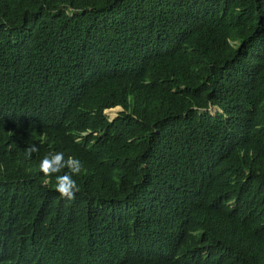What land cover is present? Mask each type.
I'll list each match as a JSON object with an SVG mask.
<instances>
[{
	"label": "trees",
	"instance_id": "obj_1",
	"mask_svg": "<svg viewBox=\"0 0 264 264\" xmlns=\"http://www.w3.org/2000/svg\"><path fill=\"white\" fill-rule=\"evenodd\" d=\"M0 264H264V0H0Z\"/></svg>",
	"mask_w": 264,
	"mask_h": 264
},
{
	"label": "clouds",
	"instance_id": "obj_2",
	"mask_svg": "<svg viewBox=\"0 0 264 264\" xmlns=\"http://www.w3.org/2000/svg\"><path fill=\"white\" fill-rule=\"evenodd\" d=\"M110 110H118L119 112L122 111L123 108L117 107ZM115 116L116 114L113 116L110 115L111 119H113ZM25 151L27 155L31 157L33 153L39 152V147L37 145H29ZM82 168L83 165L81 161L72 156H69L67 159H65L63 152L49 153L48 155L44 156L39 163V170L45 177V180L43 181L44 185L46 186L48 184V177L54 176L55 191L59 193L61 198L68 201L74 200L76 194L80 191V188L74 177L81 174Z\"/></svg>",
	"mask_w": 264,
	"mask_h": 264
},
{
	"label": "rangeland",
	"instance_id": "obj_3",
	"mask_svg": "<svg viewBox=\"0 0 264 264\" xmlns=\"http://www.w3.org/2000/svg\"><path fill=\"white\" fill-rule=\"evenodd\" d=\"M117 112H118V110H109V111H107V113H108L109 115H111V116L117 114ZM212 112L215 113V109H213Z\"/></svg>",
	"mask_w": 264,
	"mask_h": 264
}]
</instances>
